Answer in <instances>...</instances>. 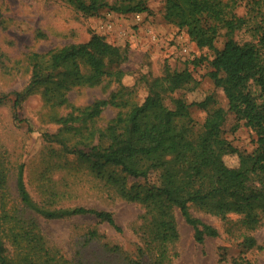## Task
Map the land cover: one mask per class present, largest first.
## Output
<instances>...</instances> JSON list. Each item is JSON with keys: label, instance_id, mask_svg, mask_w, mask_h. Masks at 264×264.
<instances>
[{"label": "trees", "instance_id": "obj_1", "mask_svg": "<svg viewBox=\"0 0 264 264\" xmlns=\"http://www.w3.org/2000/svg\"><path fill=\"white\" fill-rule=\"evenodd\" d=\"M87 13H96L108 7L122 13L146 12L145 0H129L119 6L104 0H68ZM228 0H164V18L184 29L198 48L213 51L210 76L215 91L224 95L226 107L219 105L214 94L186 102L170 99L173 107L164 101L175 91L188 85L191 72L166 71L162 77L146 81L147 95L140 104L132 101V91L123 87L120 65L126 56L120 48L108 44L103 37L92 35L84 43H73L49 52L47 61L35 63L25 90L13 93V107L33 91L41 90L47 103L70 107V112L58 122L69 133L73 123L87 124L100 117L107 107L117 110L99 139L94 143L68 145L60 133H43L48 142L75 155L76 160L105 185L113 188L125 201L140 204L144 209L145 241L150 264H170L171 247L179 238L175 213L193 230L194 240L201 243L207 237H217L218 230L195 217L191 209L225 220L229 215L240 216L248 230L256 229L264 218V29L258 26V43H238L237 31L248 27V19L237 17ZM224 30L223 47L216 40ZM200 60L192 61L197 65ZM83 66L89 74L83 73ZM118 85L105 99L78 108L70 104L67 92L74 87ZM6 96H0V104ZM196 107L207 112L198 134H194L189 109ZM234 116L232 130L241 125L254 135L255 147L242 153L224 137L223 126L227 116ZM102 137L105 139L103 140ZM236 156L230 166L225 157ZM158 172V184L134 183L129 178L146 179ZM17 190L21 201L42 217L54 220L73 216H93L120 231L111 212L76 206L55 208L38 205L26 191L22 168L17 174ZM1 227V219H0ZM92 237L97 233L92 232ZM17 239L24 251L17 264H63L51 252L43 237L34 228L24 230ZM245 249L264 250L251 235H244ZM34 257V259H33ZM0 264H14L0 235ZM131 264H141L131 261ZM231 264H252L234 258Z\"/></svg>", "mask_w": 264, "mask_h": 264}, {"label": "rangeland", "instance_id": "obj_2", "mask_svg": "<svg viewBox=\"0 0 264 264\" xmlns=\"http://www.w3.org/2000/svg\"><path fill=\"white\" fill-rule=\"evenodd\" d=\"M104 1L119 6L129 0ZM228 2L232 13L248 19V27L237 31L234 39L241 44L258 43L260 35L255 29L258 26L264 29V0ZM145 3L149 10L142 13H122L105 7L92 14L79 10L68 0H0V96H6L0 104V235L14 264L24 256L17 244L18 236L29 228L40 233L51 253L63 264L151 263L140 234L144 229L145 209L120 198L113 188L80 164L75 155L42 136L44 132L60 133L69 146L80 139L96 143L117 110L107 107L91 123H73L67 133L58 119L69 113L70 107L47 103L41 90L31 92L17 109L13 107V93L25 90L35 63L47 61L54 49L84 43L92 35L103 37L125 53L120 65L124 73L120 83L133 92L134 103L140 104L146 97V81L162 77L166 71L188 69L191 82L172 93L164 103L172 108V98L192 102L214 94L217 103L226 107V98L215 91L210 76L213 51L198 48L184 29L165 20L164 0H145ZM220 33L215 43L218 49L224 42V30L220 29ZM194 60L200 62L195 66ZM82 70L89 74L87 67L83 66ZM107 81L100 86L72 88L67 92L70 104L83 108L107 98L118 87L114 82L106 86ZM206 114L196 107L189 109L195 135L200 132ZM234 122V116L229 114L223 126L224 137L240 152L250 153L255 147L253 132L243 125L232 130ZM225 161L233 166L237 158L229 156ZM19 167L33 202L52 208L84 206L111 212L120 231L93 216L54 220L42 217L21 201L17 190ZM158 175L154 171L145 180L129 178L128 185L158 184ZM191 212L215 227L219 235L196 242L192 228L176 212L179 238L171 247L170 264H231L234 258L264 264V250L245 249L242 245L243 236L251 235L264 247V218L251 231L242 225L238 215L221 220L195 208ZM92 232L97 236L92 237Z\"/></svg>", "mask_w": 264, "mask_h": 264}]
</instances>
